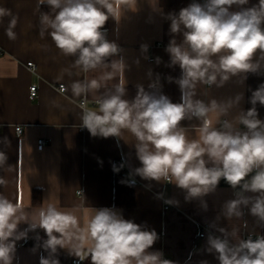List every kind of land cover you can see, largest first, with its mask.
<instances>
[{"label":"clouds","instance_id":"1","mask_svg":"<svg viewBox=\"0 0 264 264\" xmlns=\"http://www.w3.org/2000/svg\"><path fill=\"white\" fill-rule=\"evenodd\" d=\"M41 5H47L52 14L41 13L40 37L47 33L62 55L75 57L73 67L81 72L105 70L99 79L73 81L74 97L86 98L99 90L102 82L120 74L119 81L105 87L96 99L98 110L84 108L80 119L81 128L92 137L120 140L124 130L135 137L133 147L140 166L130 177L173 183L185 192V201L200 200L205 210L203 198L224 180L234 190V198L222 205L220 215L227 220L240 219L247 209L264 227V119L257 110V104L264 106V82L251 91L247 110L240 107L243 92L222 99L200 98L201 88H222L234 79L243 85L248 74L264 75V0L251 6L249 0H192L178 13L167 14L172 35L165 49L170 57L167 66L180 69L178 78L168 76L167 80L179 86V102L163 94L159 74L147 90L137 85L135 97L126 98L123 73L127 64L120 47L107 39L105 28L109 18L118 20L127 9L122 8V0H38V7ZM5 17L10 18L5 34L15 40L18 17L0 7V23ZM177 36L182 39L178 41ZM141 51L146 53L148 45L142 44ZM155 63L159 65L161 58L156 57ZM152 75L149 70L150 79ZM185 120L198 124L185 127ZM190 131L198 132V138L189 139ZM10 143L7 136L0 137V144L9 147ZM8 159L7 152L0 149V170H11ZM123 167L114 164L113 171ZM6 184L0 177V186ZM132 184L134 180L129 186ZM165 203L178 201L168 199ZM21 224L27 227L21 230ZM210 227L220 235L208 234L205 251L213 254L218 264H264V235L253 238L249 234L245 239L237 228L229 230L215 223ZM74 229H78L77 217L59 211L52 203L32 218L20 203L0 193V264H13L17 242L33 232L38 243L32 251L39 248L47 253L40 256L39 264H60L59 250L74 238L84 240L83 232L90 246L77 244L70 254L80 260L90 257L91 264H175L165 259L162 251L151 250L159 239L154 229L125 219L114 208L94 209L80 236ZM38 230L46 238H41Z\"/></svg>","mask_w":264,"mask_h":264},{"label":"crops","instance_id":"2","mask_svg":"<svg viewBox=\"0 0 264 264\" xmlns=\"http://www.w3.org/2000/svg\"><path fill=\"white\" fill-rule=\"evenodd\" d=\"M191 2L122 0V8L126 6L127 9L121 11L118 20L109 18L106 22L109 39L120 47V56L127 64L123 73L127 99L135 97L137 85H143L147 90L151 80L159 74L163 94L173 102L180 101L179 86L167 80L168 76L178 78L180 69L167 66L170 57L165 49L172 35L169 32L171 22L166 16L170 12L178 13ZM257 3L258 0H249L248 6ZM0 7L10 9L18 17L15 40H10L5 34L10 18L5 17L0 23V137L7 136L11 142L9 147L0 144V149L7 152L8 164L12 166L11 170H0V177L7 181L6 186H0V193L14 203H20L32 218L48 203L54 204L61 212L75 215L78 219V229L73 230L76 236L82 234L81 230L86 228L94 209L114 208L125 219L142 224L148 230L154 229L159 239L151 250L162 251L164 258L175 264H200L201 261L218 264L215 256L205 251L208 234L220 235L210 227L213 223L229 230L237 228L245 239L249 234L255 238L261 235L262 226L248 214L247 209L240 219L227 220L220 215L222 205L234 198V190L230 186H218L205 196V210L200 200L185 201V192L173 183L148 181L135 175L130 177V172L140 166L133 147L135 137L127 130L120 140L92 137L87 129L81 128L80 119L83 112L80 101L86 99L88 109L98 110L94 104L96 99L105 87L111 88L119 81L120 74L102 82V87L93 90L86 98L74 97L70 88L73 81L99 79L105 70L97 68L88 73L81 72L73 67L75 57L62 55L47 33L40 37L41 13L52 14L47 5L38 7V0H0ZM233 10H236L235 6ZM176 38L179 41L182 36ZM142 44L148 45L146 53L141 51ZM156 57L161 58L159 65L155 63ZM28 63L36 65L35 72L29 69ZM149 70L153 74L151 79ZM61 75L62 79H58ZM262 82L264 75L248 74L243 85L234 79L222 88H201L200 98L222 99L243 92L240 107L247 110L251 107V91ZM59 85L66 86V93L58 91ZM34 86L37 94L32 99L30 90ZM257 110L259 118L264 119V106L257 104ZM212 119H216L214 114ZM192 124H198V121H182L185 127ZM19 126L24 129L21 135L16 130ZM42 138L48 144L39 151L37 142ZM197 138L198 132H189V139ZM114 164L117 167L123 164L121 169L127 179L134 180L136 206L132 209L115 206ZM168 199L178 201V204L165 203ZM167 205L169 208L165 209ZM19 227L23 230L27 225ZM202 227H207L203 238L200 237ZM38 233L41 238H46L42 230ZM30 234L26 240L17 242L13 264H39L40 256L47 255L43 249L32 251L34 244H27V241L34 239L37 233ZM83 235L84 240L74 238L59 250L57 258L60 264L80 261L70 252L77 244L84 248L90 246L86 232ZM84 260L81 261L84 263Z\"/></svg>","mask_w":264,"mask_h":264},{"label":"trees","instance_id":"3","mask_svg":"<svg viewBox=\"0 0 264 264\" xmlns=\"http://www.w3.org/2000/svg\"><path fill=\"white\" fill-rule=\"evenodd\" d=\"M115 206L120 209H132L136 206V195L134 190V184L129 186L130 180L127 179L124 170L121 169L119 172H115ZM121 181H125L122 183ZM218 186H229L224 180H221ZM38 197L35 196V201H37ZM29 235H31L29 233ZM40 235V234H39ZM264 235V227H262V233ZM38 243L35 238L28 239L27 244H36ZM83 264H91L90 257H87L84 260Z\"/></svg>","mask_w":264,"mask_h":264},{"label":"built area","instance_id":"4","mask_svg":"<svg viewBox=\"0 0 264 264\" xmlns=\"http://www.w3.org/2000/svg\"><path fill=\"white\" fill-rule=\"evenodd\" d=\"M107 30V39L110 41L109 39V29H106ZM28 67L29 69L32 71V72H35L36 71V65L34 63H28ZM59 92L61 93H66V86L65 85H59V87L57 88ZM31 98L34 99L36 94H37V87L34 86V87H31ZM80 106L84 109V108H88V101L86 99H82L80 101ZM96 105V103H94ZM17 133L19 135H21L23 133V130L22 127H17ZM48 142L46 139L42 138V139H39L38 142H37V148L39 151H43L46 146H47ZM169 208V205L165 206V209H168ZM201 234H200V237L203 238L205 236V233L207 231V227H202L201 229ZM253 238H255L253 236ZM75 264H83V262L80 260V261H76Z\"/></svg>","mask_w":264,"mask_h":264}]
</instances>
